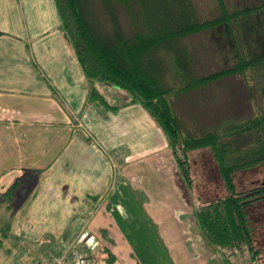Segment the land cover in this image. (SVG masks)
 <instances>
[{
	"label": "crops",
	"instance_id": "obj_1",
	"mask_svg": "<svg viewBox=\"0 0 264 264\" xmlns=\"http://www.w3.org/2000/svg\"><path fill=\"white\" fill-rule=\"evenodd\" d=\"M96 86L117 109L90 97L53 0H0V226L9 225L0 264H52L50 255L73 242H94L89 256L101 243L102 264H141L129 235L152 229L171 264H227L202 238L194 207L188 230L176 222L184 215L159 207H170L163 184L180 185L170 150L153 136L158 125L140 105H126L123 90Z\"/></svg>",
	"mask_w": 264,
	"mask_h": 264
},
{
	"label": "trees",
	"instance_id": "obj_2",
	"mask_svg": "<svg viewBox=\"0 0 264 264\" xmlns=\"http://www.w3.org/2000/svg\"><path fill=\"white\" fill-rule=\"evenodd\" d=\"M53 1L62 36L75 52L90 85V97L117 109L108 105L96 84L127 92L126 105H140L162 131L179 175L189 190L194 189L189 154L203 148L210 150L225 194L195 204L194 215L201 236L227 264H233L236 254H248L247 264H257L260 253L253 245L246 208L264 199V185L237 191L234 175L264 164V86L260 88L261 110L221 129L196 135L184 134L171 99L225 77L245 76L251 69H264V21L258 20V15L264 11V0L256 6L231 12L227 11L223 0H218L220 14L203 21L198 20L190 0H102L112 25L111 32L97 25L87 0ZM114 1L127 8L131 17L132 12H143L148 30L135 28L132 36H126L119 25ZM219 26H225L229 32L235 55L233 63L204 76L187 78L190 65L176 48L179 39ZM166 46L174 48L177 70L181 77L187 78L182 86H165L161 82L168 62L158 55V50ZM8 231L9 225L0 226V245ZM106 252L111 255L109 259L113 257L108 250ZM50 259L53 264L51 256Z\"/></svg>",
	"mask_w": 264,
	"mask_h": 264
},
{
	"label": "rangeland",
	"instance_id": "obj_3",
	"mask_svg": "<svg viewBox=\"0 0 264 264\" xmlns=\"http://www.w3.org/2000/svg\"><path fill=\"white\" fill-rule=\"evenodd\" d=\"M87 1L90 13L95 18L97 25L104 29V31L111 32L112 25L104 9L102 0ZM223 2L226 5L227 11L231 12L236 9L256 6L260 0H223ZM113 3L119 25L126 36H132L135 28L139 30L145 28L148 30V23L144 19L143 12H132L131 17L130 11L124 8L122 4L115 3V1ZM190 3L199 21L217 17L221 12L218 0H190ZM258 20L259 22L264 21V11L258 15ZM262 27L264 28V23ZM206 31L186 36L179 39L177 45L175 44L179 52L189 62L190 74L187 75V78L204 76L228 67L233 63L232 58L235 55L226 27L219 26ZM158 55L168 62L167 70L161 74V82L165 86H182L187 78L184 79L181 77V74L177 70L174 48H170L169 46L165 48L161 47L158 50ZM251 70L245 76L236 74L225 77L172 97L171 104L184 134L196 135L202 131L221 129L228 123L244 120L261 110L260 88L264 86V69L257 68ZM121 92L123 97L129 98L127 92ZM104 96L108 101L112 103L116 102V104L123 100L118 94H115L116 98L107 94H104ZM160 131H155L156 133L153 136L161 138L163 148L169 149L168 145L167 147L165 146V136H162L163 133L161 134ZM189 156L194 189L189 190L180 175L177 174L179 188L171 187L168 190L165 184H163L164 186L161 189V192L165 193L167 199L170 200L167 203L170 207H167L168 210H166L164 206H159L161 210L164 208V213L166 211L170 212V208H173L174 213H172L174 216L178 213L184 215L185 221L177 218L176 222L178 227L185 230H188L186 227L188 224L187 221H189L186 220V215L192 214L191 212L195 204L198 202H207L225 194L223 183L218 175L217 165L212 158L210 150L207 148L195 150ZM171 162L172 164L175 163L174 160H171ZM115 163L117 162L115 161ZM118 171L119 169H115V181L122 179ZM171 174L169 170L164 171V180L171 179ZM234 183L237 191H246L256 186L264 185V164L257 165L246 171L236 172L234 175ZM132 194L136 193L132 192ZM126 206L128 207L127 210H129V202ZM246 212L248 213L249 222L252 227L253 245L260 253L257 264H264V199L252 203L246 208ZM169 220H165L166 224L175 226V222L173 223L172 219ZM139 227L141 229L146 228L148 231V226L144 227L141 219L139 221ZM152 231H149L143 237L141 235L139 237L129 235L131 236L129 239L134 246L133 254L141 264H154L158 260L162 264H171L170 257L166 254L164 247H162V244L154 233V229ZM99 239L102 241L106 238L103 234H100ZM57 242H55V245ZM94 244V242L92 244L88 243V245ZM78 245L83 249L86 248L81 246L80 242ZM88 245L86 249L91 251L92 247L88 248ZM147 245L151 247L149 250L147 249ZM49 247L54 248L55 246L51 243ZM98 250L103 254V246L101 243L90 256L97 264H102L99 262L100 259H98ZM190 250H192L189 254L190 257L195 258L198 256L197 252L195 254L193 249ZM106 253H104V260L108 261L109 255H106ZM247 257L248 254L244 256L236 254L234 261L232 260L233 264H247Z\"/></svg>",
	"mask_w": 264,
	"mask_h": 264
},
{
	"label": "built area",
	"instance_id": "obj_4",
	"mask_svg": "<svg viewBox=\"0 0 264 264\" xmlns=\"http://www.w3.org/2000/svg\"><path fill=\"white\" fill-rule=\"evenodd\" d=\"M50 256L53 264H93L88 252L81 248L77 242H73L64 248L61 253L51 254Z\"/></svg>",
	"mask_w": 264,
	"mask_h": 264
}]
</instances>
